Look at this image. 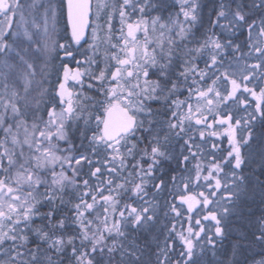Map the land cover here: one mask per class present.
Returning a JSON list of instances; mask_svg holds the SVG:
<instances>
[{
  "label": "snow or ice",
  "instance_id": "1",
  "mask_svg": "<svg viewBox=\"0 0 264 264\" xmlns=\"http://www.w3.org/2000/svg\"><path fill=\"white\" fill-rule=\"evenodd\" d=\"M176 3L0 0V264L216 257L243 168L264 176L243 151L264 143V0H212L206 29Z\"/></svg>",
  "mask_w": 264,
  "mask_h": 264
},
{
  "label": "rangeland",
  "instance_id": "2",
  "mask_svg": "<svg viewBox=\"0 0 264 264\" xmlns=\"http://www.w3.org/2000/svg\"><path fill=\"white\" fill-rule=\"evenodd\" d=\"M208 1H212V0H208ZM30 2H31V0H21V3H23V4H27ZM206 4H207V6H205V9L203 11H204L206 16L207 15L209 16L208 11H211V10H208L210 6L208 5L207 0H206ZM178 10H179L178 8H175V11H178ZM114 24L118 27L117 21H114ZM65 26H66V20H65V10H64V14H63V16L60 19L59 24H58V28L60 29L62 36L66 35L64 32ZM90 33H91V31H90ZM67 35H70L69 31H68ZM88 41H89V43L91 42V35H90V38ZM61 42L63 43L64 40L62 39ZM87 48H88V45L85 44L84 47L81 49L80 53L77 54V59L82 60L84 58L85 50H87ZM61 57H62V53H61ZM59 63H60L59 60L54 61V64L56 66H58ZM50 79H52L54 81L55 75L53 74V76L50 77ZM258 131H259V129H257V132ZM261 148H264V143L257 141L253 144L251 149H249L247 147L244 151H245V153H248V152L253 153L255 158L258 160L259 159V152H260ZM253 172H260L258 166H248V167H244L242 170V174L245 175V177L248 178V180L245 181V183L241 186L243 190L240 192L238 198H234V204L229 205V207L232 208L233 210L230 213V215L226 218V222L228 221L227 225L229 224L231 227H232V224L235 226L237 225L234 222L237 221L238 216H240L241 213L244 214L245 212H247L245 210H248V208H247L248 203H250V201L252 199H254L256 196H258L257 194L261 189V184L256 179V176H251V175H253ZM259 180L261 181L260 178H259ZM240 223H242V221H240ZM238 227H239V225L236 226V228H238ZM162 238L163 237H161V239ZM205 248H206V251L209 252V254L207 253L206 254L207 256L204 257L205 261L208 260L206 264H220L221 261H226L231 257V249H232L231 243H228L224 247L221 246V247H219V249L217 248L216 257H213L211 255V247H208L206 245Z\"/></svg>",
  "mask_w": 264,
  "mask_h": 264
},
{
  "label": "flooded vegetation",
  "instance_id": "3",
  "mask_svg": "<svg viewBox=\"0 0 264 264\" xmlns=\"http://www.w3.org/2000/svg\"><path fill=\"white\" fill-rule=\"evenodd\" d=\"M152 2L157 5V8L151 12V16H153V17L156 15H160L163 19L166 20L169 17V14H174L175 12H177V11H175V8H178L176 0H152ZM201 2L204 5V8H203V10H204L205 6H207L206 0H201ZM207 3L209 6H211L212 1L207 0ZM208 10H211V7H209ZM208 13L210 14V11H208ZM202 15L204 16V28L206 29L207 21H208V15L206 16L204 11L202 12ZM65 20H66V24H67L66 9H65ZM181 98H183V97H181ZM205 147L207 148L208 146L205 145ZM220 147L221 148H227L228 147L226 138L221 143ZM247 147L248 146H245L243 151ZM173 167H176L175 162H166L164 165L165 172L170 171V169ZM247 180H248V178H246L245 181H247ZM227 223H228V221L226 222V220H225L224 225H225L226 235L223 238V240L217 242L216 250H217V248L219 249V247H221V246H223V247L226 246L228 243H231L232 248H233V245L238 243L240 245V252H239V255L235 258L236 261L238 262V264H253V261H258L261 258V247L262 246L258 242H256L255 246L252 245L250 240H249V236L247 235V233L249 231H245V229H252L253 230L252 232H254L256 235H259L258 226L255 225V226L244 227V226L239 225V227L236 228V226H238V225H236V226L234 225L231 227V226L227 225ZM178 242L179 241H177L176 245H175L177 253L180 251V247H181ZM208 247H211V246H208ZM207 253L209 254L208 251H206V254ZM231 253H232V249H231ZM172 255L175 257V253H173ZM206 256L207 255H205V257ZM207 261L208 260H206V263H207Z\"/></svg>",
  "mask_w": 264,
  "mask_h": 264
},
{
  "label": "trees",
  "instance_id": "4",
  "mask_svg": "<svg viewBox=\"0 0 264 264\" xmlns=\"http://www.w3.org/2000/svg\"><path fill=\"white\" fill-rule=\"evenodd\" d=\"M254 173L255 175H251V176L259 177L261 181H264V176H261L260 172H254ZM257 195L258 196H256L254 199L250 201V203H248V206H247L248 210H245L247 212H245L244 214L241 213L240 216H238V219H237L238 222L237 221H236L237 223L234 222L235 224L244 226V227L255 226V225L259 226L261 219H264V185H261V189ZM239 220L242 221V223H240ZM232 226L234 225L232 224ZM245 231H249L247 235L249 236V240L251 244L255 246L256 241L254 240V237H253V233H254L252 232L253 230L245 229Z\"/></svg>",
  "mask_w": 264,
  "mask_h": 264
},
{
  "label": "water",
  "instance_id": "5",
  "mask_svg": "<svg viewBox=\"0 0 264 264\" xmlns=\"http://www.w3.org/2000/svg\"><path fill=\"white\" fill-rule=\"evenodd\" d=\"M67 16V15H66ZM69 30H70V26H69ZM90 30V29H89ZM85 39L87 40L88 39V35L85 37Z\"/></svg>",
  "mask_w": 264,
  "mask_h": 264
}]
</instances>
